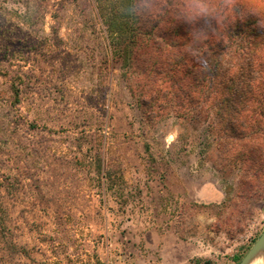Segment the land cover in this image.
Wrapping results in <instances>:
<instances>
[{
	"label": "rangeland",
	"instance_id": "obj_1",
	"mask_svg": "<svg viewBox=\"0 0 264 264\" xmlns=\"http://www.w3.org/2000/svg\"><path fill=\"white\" fill-rule=\"evenodd\" d=\"M96 2L0 0V264H238L264 228V0L193 3L223 55L187 116Z\"/></svg>",
	"mask_w": 264,
	"mask_h": 264
},
{
	"label": "trees",
	"instance_id": "obj_2",
	"mask_svg": "<svg viewBox=\"0 0 264 264\" xmlns=\"http://www.w3.org/2000/svg\"><path fill=\"white\" fill-rule=\"evenodd\" d=\"M96 1L109 45L120 52L123 65L137 63L153 92L147 95L160 100L157 108L173 107L175 116H187L207 89L218 88L223 44L213 34V16L194 14L195 0ZM141 3H149L144 31L138 24ZM155 3L157 9H150Z\"/></svg>",
	"mask_w": 264,
	"mask_h": 264
},
{
	"label": "water",
	"instance_id": "obj_3",
	"mask_svg": "<svg viewBox=\"0 0 264 264\" xmlns=\"http://www.w3.org/2000/svg\"><path fill=\"white\" fill-rule=\"evenodd\" d=\"M259 250H264V228L259 234V236L256 238V240L253 242L250 249L238 262V264H244L254 253H256Z\"/></svg>",
	"mask_w": 264,
	"mask_h": 264
},
{
	"label": "bare ground",
	"instance_id": "obj_4",
	"mask_svg": "<svg viewBox=\"0 0 264 264\" xmlns=\"http://www.w3.org/2000/svg\"><path fill=\"white\" fill-rule=\"evenodd\" d=\"M244 264H264V250L254 253Z\"/></svg>",
	"mask_w": 264,
	"mask_h": 264
},
{
	"label": "crops",
	"instance_id": "obj_5",
	"mask_svg": "<svg viewBox=\"0 0 264 264\" xmlns=\"http://www.w3.org/2000/svg\"><path fill=\"white\" fill-rule=\"evenodd\" d=\"M166 146H167V144H166Z\"/></svg>",
	"mask_w": 264,
	"mask_h": 264
}]
</instances>
